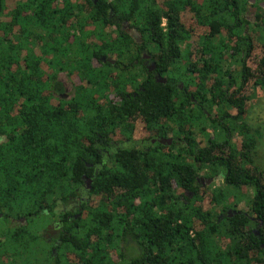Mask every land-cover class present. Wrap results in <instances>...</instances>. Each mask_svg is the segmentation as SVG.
<instances>
[{"label":"trees","instance_id":"trees-1","mask_svg":"<svg viewBox=\"0 0 264 264\" xmlns=\"http://www.w3.org/2000/svg\"><path fill=\"white\" fill-rule=\"evenodd\" d=\"M250 4L0 0L7 264L51 248L50 264H264L261 134L247 123L264 91V19L246 33ZM59 70L69 99L55 96ZM109 132L129 143L104 146Z\"/></svg>","mask_w":264,"mask_h":264},{"label":"flooded vegetation","instance_id":"flooded-vegetation-1","mask_svg":"<svg viewBox=\"0 0 264 264\" xmlns=\"http://www.w3.org/2000/svg\"><path fill=\"white\" fill-rule=\"evenodd\" d=\"M250 3L251 4L247 7V11H246L245 15H246L247 20L250 22V24H252V26H246V33L247 32L251 33V31H252L253 38L255 39V37H257V35L256 34L254 35V30L251 29V28L254 27L255 23L257 22V20H256L257 19V15H258V17H260V18L262 17V19H264V0H260V1H257V2L255 0H250ZM256 4H257V7L254 6ZM257 8H259V9L257 10ZM261 22L262 21L260 19V23ZM129 32L132 35L135 34V31L133 29L129 30ZM249 36H250L249 40H250V42H252L253 38H252L251 35H249ZM103 57L104 56H102L100 58L103 62H109L111 64L115 63V60H113L111 58H105V57H104L105 59L103 60ZM142 58L145 59V65L148 67L149 71L154 73V77H156L157 79H160L159 75L155 74L156 65H155V63L153 61H151V57L149 55L142 54ZM55 81L60 84V88L56 91L55 96L57 98L69 99L72 96V90H73V86H72L73 79H72V76L70 74H68L67 72L59 70L56 73ZM70 90H71V94L68 93ZM105 139H106L107 142L105 143L104 146H106V147H107V145L108 146H111V145H117L118 146V144H123L124 145L125 143H129L128 140H126L124 138H121L118 135H113L112 132L111 133L109 132L107 137L105 136ZM121 139H123V140H121ZM163 139H171V138L170 137H165L163 135H160V136H156L151 141L160 143V141L163 140ZM101 142L103 143V141H101ZM164 145H167V143L165 142ZM103 153H105L107 156H109V151L108 150L107 151L103 150ZM201 182H203V181H201ZM233 210L234 209H230V210L227 211V213L231 214V212ZM50 228H52L53 234L55 232H57L58 222L57 221L52 222L50 225H48V229H50ZM53 234H52V236L54 237ZM43 238H44L45 242H49L50 243L51 240H49V237L46 234L44 235ZM0 256L2 257V259L4 260V262L6 264L11 262V260H10L11 257H7V256H11L10 254H0ZM22 256H23L22 257V264H50V263H53V260H51L50 257H53V258L55 257V260H56V252H55L54 248H51V251H49V252H41V253H34V254L23 253Z\"/></svg>","mask_w":264,"mask_h":264},{"label":"rangeland","instance_id":"rangeland-1","mask_svg":"<svg viewBox=\"0 0 264 264\" xmlns=\"http://www.w3.org/2000/svg\"><path fill=\"white\" fill-rule=\"evenodd\" d=\"M71 94V90L68 92ZM253 100L251 101V113L248 116L247 123L256 127L257 135L251 133V136H259V146H258V156H259V164L260 166H264V91L263 92H256L251 95ZM233 113V112H232ZM237 135H233L232 139L236 140ZM257 138V137H256ZM211 184V183H210ZM215 186H218L220 183L219 181H214ZM244 194H250V192L243 189ZM237 210H247V206L244 202L238 204Z\"/></svg>","mask_w":264,"mask_h":264},{"label":"water","instance_id":"water-1","mask_svg":"<svg viewBox=\"0 0 264 264\" xmlns=\"http://www.w3.org/2000/svg\"><path fill=\"white\" fill-rule=\"evenodd\" d=\"M133 37H135L136 38V41H138V42H140L141 41V39H140V37L135 33V34H133L132 35ZM105 58L103 57V60H104ZM113 62V61H112ZM160 78V81H162V82H166V79L165 78H161V77H159ZM165 142L167 143V145H170L171 144V139H163V140H161L160 141V143H162V144H165ZM208 183H210L211 182V180H208L207 181ZM86 183H87V185L89 184V181H86ZM228 215L229 216H231L229 213H228Z\"/></svg>","mask_w":264,"mask_h":264}]
</instances>
